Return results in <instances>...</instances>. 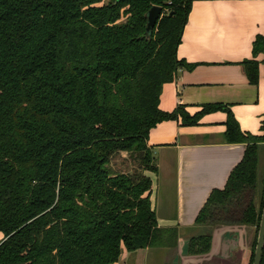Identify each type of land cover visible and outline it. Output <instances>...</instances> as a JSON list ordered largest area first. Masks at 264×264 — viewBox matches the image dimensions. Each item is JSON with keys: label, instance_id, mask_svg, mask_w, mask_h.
Segmentation results:
<instances>
[{"label": "trees", "instance_id": "1", "mask_svg": "<svg viewBox=\"0 0 264 264\" xmlns=\"http://www.w3.org/2000/svg\"><path fill=\"white\" fill-rule=\"evenodd\" d=\"M154 5L163 13L147 33ZM191 9L192 0H0V264H120L123 247L172 246L177 230L160 227L151 200L150 131L221 109L227 142L247 147L200 210L196 223L208 230L188 253H209L217 226H251L253 264L264 118L253 135L221 104L194 115L160 108L164 85L195 66L177 55ZM260 53L264 36L254 41ZM243 65L257 84L258 60Z\"/></svg>", "mask_w": 264, "mask_h": 264}, {"label": "crops", "instance_id": "2", "mask_svg": "<svg viewBox=\"0 0 264 264\" xmlns=\"http://www.w3.org/2000/svg\"><path fill=\"white\" fill-rule=\"evenodd\" d=\"M264 36V0H192V9L177 55L192 69H181L164 85L160 108L179 106L192 115L206 104L227 106L244 133L263 134L264 54L256 58L254 41ZM256 59L259 81L252 84L243 62ZM228 112L206 113L197 125L182 118L165 120L149 134L158 173L151 200L161 228L177 230L172 246L122 249L120 264H249L253 227L213 228L211 251L188 253L189 240L208 230L196 218L214 189L225 187L247 144L225 139ZM264 154V143L259 146ZM156 186V189H155ZM206 229V230H205ZM251 237V244L248 239ZM4 235L0 233V242Z\"/></svg>", "mask_w": 264, "mask_h": 264}, {"label": "water", "instance_id": "3", "mask_svg": "<svg viewBox=\"0 0 264 264\" xmlns=\"http://www.w3.org/2000/svg\"><path fill=\"white\" fill-rule=\"evenodd\" d=\"M163 8L161 6L154 5L147 13L148 23L146 27V32L151 33L153 28L156 26L158 20L162 16ZM264 252V207L262 218L258 230L257 245L254 252L253 264H261Z\"/></svg>", "mask_w": 264, "mask_h": 264}, {"label": "rangeland", "instance_id": "4", "mask_svg": "<svg viewBox=\"0 0 264 264\" xmlns=\"http://www.w3.org/2000/svg\"><path fill=\"white\" fill-rule=\"evenodd\" d=\"M198 113V112H197ZM192 115V114H191ZM122 158L118 157V159L116 160V162H118V165L121 167L123 164L121 162ZM122 168V167H121ZM259 174L260 176H264V154L262 153V151H259ZM156 189V186H155ZM253 229V237H255L256 231H255V227L252 228ZM206 230V229H205ZM200 234L202 233L201 231L199 232ZM251 237L248 239V244H251ZM251 250V248H250ZM252 254V250L251 253ZM251 258V256H250ZM250 262V261H249ZM250 264V263H249Z\"/></svg>", "mask_w": 264, "mask_h": 264}]
</instances>
